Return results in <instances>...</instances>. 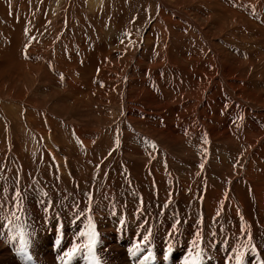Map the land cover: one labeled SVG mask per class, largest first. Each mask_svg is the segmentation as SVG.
Returning a JSON list of instances; mask_svg holds the SVG:
<instances>
[{"label": "bare ground", "instance_id": "1", "mask_svg": "<svg viewBox=\"0 0 264 264\" xmlns=\"http://www.w3.org/2000/svg\"><path fill=\"white\" fill-rule=\"evenodd\" d=\"M149 1L138 55L127 30L112 50L66 46L53 71L26 64L11 30L0 264H264V0Z\"/></svg>", "mask_w": 264, "mask_h": 264}, {"label": "rangeland", "instance_id": "2", "mask_svg": "<svg viewBox=\"0 0 264 264\" xmlns=\"http://www.w3.org/2000/svg\"><path fill=\"white\" fill-rule=\"evenodd\" d=\"M86 1L87 0H0V59L5 56L4 54L7 48L11 47V37L15 35L11 34L10 32L11 30L15 31L17 29L16 26H18L19 29L16 42L18 43V38L22 41H19V46H17L16 48L13 47L16 54H28L29 57L27 55V58L24 60H29V62H34L36 60L35 63H37L40 60H45V62H47L48 64V68L53 71L57 67V57L62 59V56H65L64 51L66 46L70 44L74 46L77 42H79L83 46H88L89 51L87 50V48L86 50L88 52H91V50H94L98 46H103L105 43H108L110 50H112V48L115 46H112L111 44L112 39L118 38L125 40L124 42H126L127 40L125 38V33L127 30L129 31V33L138 38L136 42H132V46L134 45V47L129 46V48L131 50L136 48V51L133 52H137V54L135 53V55H138L139 52L142 51V46L144 45V40L146 37L145 34L148 28L151 27L153 22L155 21L156 13L158 12L155 3H152L149 0H104L99 8L91 9L89 8L90 5L87 4ZM88 11L90 12L87 13ZM261 29L263 31L262 34L264 35V26L261 27ZM243 34H250V30H246ZM61 36H63V40L65 39L66 43L61 40ZM237 39V42L240 43V47H242L243 49H246L251 43V41L243 40L239 35ZM55 41L57 44L56 46H54ZM118 43L120 44L119 40ZM81 47L77 45L76 50ZM131 54L132 53L130 52L129 55ZM68 59H70V56H68ZM70 60L71 63H73L72 59ZM145 60H147L146 57ZM29 62H27L26 64H29ZM27 67V70L31 72L32 69L29 67V65ZM94 70L90 69L89 71L91 73L89 74H84L82 71H77L78 76H75V79L80 83L84 82L83 84H81V86H86L87 81L92 78V72ZM7 72L8 71H6L5 68L4 75L0 77V82H3L0 87L5 90L8 88L10 81H13L11 79L14 78V72L13 75L11 74V72L9 74H6ZM34 73L35 72H32V75ZM262 76L264 77V71L262 72ZM83 79H85L86 81H83ZM260 91L262 92V90ZM43 94L47 97L46 92H44ZM41 98L42 97H38V100L31 103L32 105H36L35 108L34 106L32 107L33 113H37V111L41 109V103L43 102V98ZM47 100H49V104L51 105V102L54 99L52 97H49L47 98ZM119 111V107L114 108V113H117ZM1 116L3 117L2 112L0 115V121L4 128L3 138L6 139L7 137H10L9 134L11 122L5 117H3L5 118L3 119ZM6 121L9 123H7ZM61 122L64 123V120H62ZM4 135L6 138L4 137ZM114 136H118L115 133V129ZM126 141L128 142L126 143L127 148L130 143L128 138H126ZM145 143L146 142L142 140L139 144H137L139 150L147 149L148 145H145ZM214 165L215 163H210V167H213ZM2 166L6 168L5 165ZM210 171L212 173V171H214L213 168H209V172ZM217 172L220 173L218 169ZM42 181H44V179H42ZM37 187L40 188L39 186ZM101 192V190H98V194H100ZM124 192L122 193L124 194L123 196L126 195V192ZM29 200L30 199H28V202ZM19 220H21L23 225L27 226L28 223L31 222L30 214L27 212L24 215V218H19ZM9 229H12V226L9 225ZM28 244H31V239ZM89 258L92 259L91 257ZM119 259L120 257H118V261ZM92 260L94 261V259ZM118 261H116L115 263L118 264ZM133 263L135 262L132 261L128 264ZM169 263L170 262L168 261H165L164 263L161 262V264ZM26 264H30V257L28 258Z\"/></svg>", "mask_w": 264, "mask_h": 264}, {"label": "snow or ice", "instance_id": "3", "mask_svg": "<svg viewBox=\"0 0 264 264\" xmlns=\"http://www.w3.org/2000/svg\"><path fill=\"white\" fill-rule=\"evenodd\" d=\"M22 243H24V242L22 241ZM94 243H95L94 240L90 241L88 244H85L84 247L89 248V250L91 251L92 247H94ZM22 250H24V249H22ZM76 251H78V249L74 248L73 253H75ZM238 259H239V256H238ZM93 264H98V261H93ZM191 264H199V254H197L193 258V260L191 261Z\"/></svg>", "mask_w": 264, "mask_h": 264}]
</instances>
